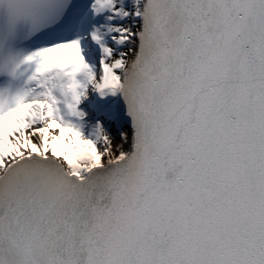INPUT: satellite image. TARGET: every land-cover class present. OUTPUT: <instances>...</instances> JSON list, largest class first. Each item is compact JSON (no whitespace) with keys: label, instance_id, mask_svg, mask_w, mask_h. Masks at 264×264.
<instances>
[{"label":"snow or ice","instance_id":"obj_1","mask_svg":"<svg viewBox=\"0 0 264 264\" xmlns=\"http://www.w3.org/2000/svg\"><path fill=\"white\" fill-rule=\"evenodd\" d=\"M0 264H264V0H0Z\"/></svg>","mask_w":264,"mask_h":264}]
</instances>
